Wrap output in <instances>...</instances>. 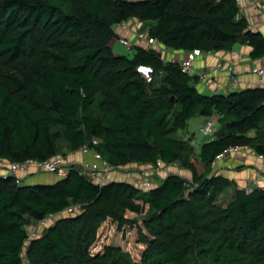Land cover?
Listing matches in <instances>:
<instances>
[{
	"label": "trees",
	"instance_id": "16d2710c",
	"mask_svg": "<svg viewBox=\"0 0 264 264\" xmlns=\"http://www.w3.org/2000/svg\"><path fill=\"white\" fill-rule=\"evenodd\" d=\"M238 11L237 0H0L1 158L44 160L86 144L117 167L178 162L191 174L169 173L147 190L99 185L74 166L48 184L0 174V264H264V188L211 174L229 146L264 153V87L206 94L155 47L113 51L114 26L138 19L170 49L245 43L252 58L264 56L263 33ZM139 66L151 69L149 80ZM213 114L214 137L198 151L176 137L191 116ZM231 186V199L218 203ZM73 205L27 242V225ZM108 218L119 229L137 224L143 250L91 252Z\"/></svg>",
	"mask_w": 264,
	"mask_h": 264
},
{
	"label": "built area",
	"instance_id": "2783aa9c",
	"mask_svg": "<svg viewBox=\"0 0 264 264\" xmlns=\"http://www.w3.org/2000/svg\"><path fill=\"white\" fill-rule=\"evenodd\" d=\"M261 4L264 5V0H257ZM256 1V2H257ZM239 5V11L237 14V18L241 17V9H240V2L237 0ZM134 20V19H133ZM132 20V21H133ZM135 21V20H134ZM133 24V23H132ZM131 24V21H122L114 26V32L118 36V42L126 47V49L131 52L137 46H143L145 49L149 48H157L159 53L161 54V46L162 44L157 40V38L152 37L148 34L146 30H141L142 22L135 21L134 28ZM249 28L251 29L252 26L250 25L249 21ZM126 32H131L134 34V40L127 35ZM205 51L194 48L186 52L185 56L180 60L172 59L171 62L176 61L180 70L190 76H197L199 82L203 83L208 87H216L218 85V80L214 76H209L207 72L201 71L197 72L195 68V61L196 58L202 56ZM229 54L231 56L234 55H242L238 53L234 49L229 50ZM259 63L251 68V72L258 75L260 78L264 76V56L258 58ZM218 68L222 67L221 63L217 64ZM226 73L229 78V82L231 87H236L239 85L240 81L237 76V72L232 65V62L229 66L226 67ZM215 125V121L211 118H206L203 124L200 126V133L203 137H211L213 134V128ZM99 140L97 138H93L91 143L92 145L98 144ZM201 141L191 140V144L195 147L200 146ZM76 152L80 153L82 159L80 161L70 160L66 158L63 154H55L47 159L38 160V159H28L21 162H11L6 159L0 157V172L4 176H14L16 181L19 184H25L26 181L19 177L18 173L27 172L29 174L33 172H47L56 174L59 177H65L68 173V170L71 166L76 167L79 172L84 175L89 180L102 185L105 182L112 180V174L115 172H125L124 168L114 166L110 164L103 156L94 148H90L89 145H81ZM240 152H245L249 154L257 155L261 158L264 162V153H257L252 147L245 145V146H238L233 145L229 146L221 153H219L215 159L211 162V170H215L220 162V160L226 158L229 155L237 154ZM175 163V162H173ZM170 163V164H173ZM170 164H165L159 162L156 165H147L138 167L139 170L137 176H128L125 177L126 181L132 182L137 187L147 190L155 185L154 178L160 174L169 173L167 172V167ZM30 170L32 172H30ZM251 180L253 178L251 177ZM78 205H73L67 208L68 211H74L78 209ZM55 215H49L48 217L37 221L34 225H27L26 232H27V242L32 238L38 235L39 228L46 224L48 219H51ZM32 226V227H31Z\"/></svg>",
	"mask_w": 264,
	"mask_h": 264
},
{
	"label": "crops",
	"instance_id": "0c3cea01",
	"mask_svg": "<svg viewBox=\"0 0 264 264\" xmlns=\"http://www.w3.org/2000/svg\"><path fill=\"white\" fill-rule=\"evenodd\" d=\"M257 0H239L241 14L244 16L252 26V30L262 32L264 35V5ZM127 35L134 39V34L127 32ZM118 41V40H117ZM242 55L231 56L228 51H205L202 56L196 58L195 68L199 73L201 71L207 72L209 76H214L218 80V85L216 87H208L203 83L199 82L197 79L196 87L199 91L206 94L214 93H228L232 90H240L246 87L263 86L264 87V76L260 78L258 75L251 72V68L258 65L259 59L252 58L250 56V46L245 43H237L232 48ZM187 51L170 49L165 46H161V59L163 62L171 61L172 59L180 60L182 59ZM232 62L233 67L237 72L238 79L240 81L239 85L236 87H231L228 75L226 73V67ZM221 63L222 67L218 68L217 64ZM216 115V114H215ZM217 117V116H216ZM205 118L203 119L204 122ZM200 124V126L203 124ZM199 126V131H200ZM217 129V125H214L213 134L210 137H214V133ZM178 139L193 138V136L176 135ZM193 140V139H191ZM207 140V139H206ZM204 141V139L202 140ZM199 146L195 147V151H198ZM64 156L70 160L80 161L82 156L76 151H66ZM131 168L142 167L139 165H130ZM124 174L121 172H115L112 174V180L123 181L124 176L127 177L133 175L127 171V166L124 168ZM30 172H32L30 170ZM39 173V174H38ZM179 174L186 178H191V174L188 170L183 169V172H172ZM212 173H217L224 175L234 181V185L237 188H243L246 190H251L254 187L264 188V162L257 155L249 154L245 152H240L237 154L229 155L226 158L220 160L217 168L211 170ZM1 174V173H0ZM27 172L18 173L19 177H22L26 183H54L60 177L53 173L47 172H33L31 175L27 176ZM251 177L253 180H251ZM228 192L230 194L229 198L219 196V201L223 202L225 205L232 197V186L229 187ZM223 199V200H222ZM132 214V213H130ZM109 219V218H108Z\"/></svg>",
	"mask_w": 264,
	"mask_h": 264
},
{
	"label": "rangeland",
	"instance_id": "374dc122",
	"mask_svg": "<svg viewBox=\"0 0 264 264\" xmlns=\"http://www.w3.org/2000/svg\"><path fill=\"white\" fill-rule=\"evenodd\" d=\"M133 20V19H132ZM131 20V24L132 26L134 25L135 21ZM143 24L141 25V30H146L143 29ZM134 28V26H133ZM127 33V32H126ZM133 34V33H132ZM134 40V39H133ZM113 51L115 54L117 55H121V54H126L131 56L132 55V51L129 52L126 47L122 44H120L118 41H114L113 42ZM141 73V75L143 77H145L147 80L150 79L151 76L147 75L146 72L144 71H139ZM151 75V74H150ZM206 118L204 116H198V115H194L191 116L186 124V126L182 129H179L175 135H185V136H193V140L195 141H202L203 139H209V137H203L202 134L199 131V126L200 124L203 122V119ZM209 118L213 119L215 121V124L217 125V117L215 114H213L212 116H210ZM62 144V143H61ZM193 147H195L193 145ZM65 150V149H64ZM193 158H195V155H193ZM130 165H134V164H129L127 166V171H129L130 173H133V176H137L139 170L137 168H131ZM183 169L180 164L178 162H175L173 164H170L167 167V172L172 173V172H183ZM0 172H2V170L0 169ZM42 174V172H40ZM167 173V174H169ZM39 174V173H38ZM121 174L123 175L124 172L121 171ZM166 173L164 174H160L158 176H156L154 178L155 185L157 183H159L161 181L162 178H164L166 175ZM31 175V174H29ZM28 176V174H27ZM125 178V176H124ZM232 190H234V186H232ZM228 190L225 191V194L222 196V198H229L230 194L227 193ZM223 200V199H222ZM218 203L224 204L223 202L218 200ZM70 212L73 211H63L57 215H55L54 217H52L51 219H48L46 224H44L42 227L39 228V232H42L43 228L52 225L57 219L69 215ZM128 217L131 218H135V214H130L127 213ZM32 226L34 225V223L31 224ZM137 224L135 225H123L120 229L118 228L117 224L115 221L111 220V219H106L102 222V224L100 225V227L98 228L97 231V235H96V239L94 241V243L91 245V252L96 253L99 251H103L104 246L106 245H114V246H120L122 247L124 250H131L132 252H136V251H142L144 248V245L139 243L137 241V237H138V233H137ZM138 225H141V221L138 222ZM31 226V227H32Z\"/></svg>",
	"mask_w": 264,
	"mask_h": 264
},
{
	"label": "water",
	"instance_id": "95a60500",
	"mask_svg": "<svg viewBox=\"0 0 264 264\" xmlns=\"http://www.w3.org/2000/svg\"><path fill=\"white\" fill-rule=\"evenodd\" d=\"M134 20L136 22L139 21L138 19H134ZM137 69H138V71H144V72H146V74L149 75V76L151 74V69L149 67H147V66H139Z\"/></svg>",
	"mask_w": 264,
	"mask_h": 264
}]
</instances>
